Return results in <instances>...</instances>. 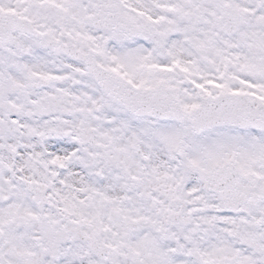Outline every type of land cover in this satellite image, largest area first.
Wrapping results in <instances>:
<instances>
[{
    "label": "snow or ice",
    "instance_id": "1",
    "mask_svg": "<svg viewBox=\"0 0 264 264\" xmlns=\"http://www.w3.org/2000/svg\"><path fill=\"white\" fill-rule=\"evenodd\" d=\"M0 264H264V0H0Z\"/></svg>",
    "mask_w": 264,
    "mask_h": 264
}]
</instances>
